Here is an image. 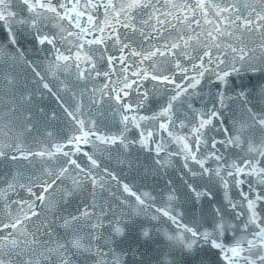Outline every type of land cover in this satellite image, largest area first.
Masks as SVG:
<instances>
[{
  "label": "snow or ice",
  "instance_id": "1",
  "mask_svg": "<svg viewBox=\"0 0 264 264\" xmlns=\"http://www.w3.org/2000/svg\"><path fill=\"white\" fill-rule=\"evenodd\" d=\"M0 31V264H264V0H0Z\"/></svg>",
  "mask_w": 264,
  "mask_h": 264
}]
</instances>
